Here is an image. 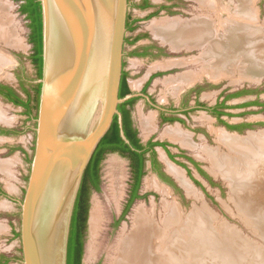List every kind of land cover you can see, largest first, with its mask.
Masks as SVG:
<instances>
[{"label":"rangeland","instance_id":"1","mask_svg":"<svg viewBox=\"0 0 264 264\" xmlns=\"http://www.w3.org/2000/svg\"><path fill=\"white\" fill-rule=\"evenodd\" d=\"M132 1L136 2V0ZM217 1L223 8H226L223 14V19L226 20L231 13L235 14L239 6L238 0ZM152 2L159 3L160 1L152 0ZM20 6L21 3L13 0H0V62H2L0 65L4 72L6 71L4 75L0 76V84L12 86L24 95L21 90V83H24L23 85L34 95L33 90L38 85L39 79L37 70L30 59L32 45L29 42V21L20 12ZM251 6L257 9V25L259 28L264 27V0H254ZM175 12L177 14L173 16L180 21L209 17L214 21L216 28L219 25L218 14L208 10L199 1L179 0ZM129 13L144 20L139 25L138 31L146 30L149 24L158 19L171 16L167 10L163 11L162 15L150 19L144 18V13L135 14L134 10L130 8ZM169 23L168 21L167 24L157 27L159 28L156 31L157 34H163L164 26ZM260 32L257 35L258 38L264 36L262 29ZM134 34L135 32L128 31L127 37L130 39ZM162 37L166 39L164 35ZM148 39L150 38L148 37ZM256 40L258 39H254V41ZM130 51L131 46L125 44L123 69L129 72V84L133 94L136 95H139L143 87L146 86L148 80L145 82L144 80L156 66L157 61L164 64L166 59L174 56L181 63L172 68V71L169 70L171 73L166 74L165 71L163 76L152 80L147 90L148 94H146L148 97L142 98L139 95L133 115L135 124L140 130L141 140L146 142L153 138L155 141L169 143L172 154L178 156L179 162L189 166L193 178L201 186L194 182L185 168L171 161L163 148L158 147L156 149L157 158L160 161L164 177H159L157 169L155 170L148 162L139 191L140 198L122 217L130 197L132 182L130 162L119 154H108L101 165L100 190L92 191L90 197L83 264H109L115 242L123 234L122 231L125 230L129 233L132 229L135 210L143 206L146 212L156 213L157 218L161 219L165 214V201L178 203L182 212L187 215L195 209L194 207H203L207 211L210 228L208 231L214 239L216 238V242L214 241V245L210 243L209 246L205 245L206 242L204 244L196 243L192 253L208 255L211 258L208 260L209 264H218L216 262L219 259L216 257L222 253L232 255V257L237 256L239 260L234 264H264V179L258 181L259 185H255L253 189L255 191L249 190L251 189L249 187L248 194L239 191L238 188L236 190L225 175L214 167L213 162L204 152V149L216 148L217 130L224 129L229 133H238L241 137H247L252 133L264 134V108L257 105H245L253 102L264 103V75L256 80L242 78L241 71L237 69L233 78L213 80L206 76L205 66H213L215 60L212 58L210 60L202 59L201 55L204 50L201 47L181 48L176 50L177 54H171V56L169 50L164 48V52L156 55L157 57L154 59L149 58L150 60H146L143 64L133 63V59L128 55ZM158 53L159 51H156V54ZM3 58L7 59L6 63ZM184 74L195 77V80L192 84L177 91L175 90L177 88L168 79L178 78L179 75L183 76ZM196 87L202 88L199 100L203 104L208 108H214L224 102L225 112L228 116L219 118L205 110H192L196 102L195 93L192 90ZM231 94L240 95L228 99ZM160 109L188 110L189 115L179 113L186 124L161 125ZM0 111L6 118L4 121L0 120V169L3 170H0V190L3 194L0 196V260L5 258L9 260L7 264H21V241L19 237H16V233L20 231L19 201L23 199L27 186L30 162L34 152V129L38 110L33 111L31 115H26L24 109L0 98ZM226 124H246L250 127L242 131H231L226 127ZM145 125L147 128H144ZM169 127H179L188 133L195 147H185L166 137L165 130ZM185 156L194 158L207 177L186 160ZM164 158L184 171V177L190 182L193 190L191 194H188L170 173L167 160ZM150 178H155L166 186L171 191V196L166 195L165 197L157 189L149 187L147 179ZM244 198L247 199L244 200ZM94 209L97 210L99 219L97 229L93 233L90 227V218ZM233 233L243 243L235 245L231 239ZM227 261L225 264H233ZM192 264L199 263L192 262Z\"/></svg>","mask_w":264,"mask_h":264},{"label":"water","instance_id":"2","mask_svg":"<svg viewBox=\"0 0 264 264\" xmlns=\"http://www.w3.org/2000/svg\"><path fill=\"white\" fill-rule=\"evenodd\" d=\"M43 66L35 145L19 201L21 264H68L84 174L118 117L129 0H39Z\"/></svg>","mask_w":264,"mask_h":264},{"label":"bare ground","instance_id":"3","mask_svg":"<svg viewBox=\"0 0 264 264\" xmlns=\"http://www.w3.org/2000/svg\"><path fill=\"white\" fill-rule=\"evenodd\" d=\"M196 1L218 14L219 27L216 28L214 21L209 17L192 21L174 19L164 26L161 35L171 41L176 50L201 47L204 50L202 59L215 60L213 66L206 65V71L204 70L206 76L213 80L233 78L237 69L241 71L242 78L256 80L263 76L264 36L258 38L257 35L261 33V29L264 32V27L259 28L257 25V9L251 6L254 0H238L239 6L235 14L231 13L227 20L223 19L226 8H223L219 1ZM220 30L223 32H219ZM254 39L258 40L254 41ZM6 58L5 60L3 58L5 63ZM180 64L177 61V65ZM5 72L0 65V76ZM179 76L168 79L177 91L195 80V77L190 75ZM5 119L0 111V120ZM144 128H147V125ZM216 134V148L204 149L205 154L236 190L238 188L239 191L248 194L247 189L250 187L249 190L255 191L253 190L255 185H259L260 179H264V134L252 133L247 137H241L238 133H229L224 129L217 130ZM165 136L185 147H195L191 142V136L179 127L167 128ZM167 164L170 173L188 194H191L193 190L190 182L184 177V171L169 161ZM147 184L165 197L171 196V191L157 179H147ZM180 207L176 202L165 201V214L161 219L157 218L156 213L146 212L143 206L138 207L133 216L131 231L129 233L122 231L123 234L115 242L109 264H192V262L209 264L208 260L211 258L208 255L192 253L196 243L206 242L205 245L209 246L210 243L214 245V241L216 242V238L214 239L208 231L210 228L207 211L203 207H194L195 209L187 215ZM98 219L99 215L94 209L90 218L93 233L97 229ZM231 239L235 245L243 243L234 233ZM216 258L219 259L216 262L218 264H225L226 260L234 264L239 260L237 256L232 257L225 253Z\"/></svg>","mask_w":264,"mask_h":264},{"label":"trees","instance_id":"4","mask_svg":"<svg viewBox=\"0 0 264 264\" xmlns=\"http://www.w3.org/2000/svg\"><path fill=\"white\" fill-rule=\"evenodd\" d=\"M15 2L21 3L20 12L26 16L29 21V42L32 45V54H31V62L37 70L38 79L42 77V66H43V44H42V14H41V4L39 0H13ZM128 24V29L132 28ZM24 84V83H23ZM9 89L8 92L5 90ZM23 91L27 93L29 99H23L19 94H17L13 89L0 85V94L5 96L7 101L13 103L16 106H21L25 108L26 115H31V113L35 110H38L39 107V96L41 91V85H37L34 88V95L30 94L31 92L23 86ZM131 94V90L128 87V83L126 80V76L123 74L121 88H120V98H124L127 95ZM240 94H234L229 96L238 97ZM135 99L130 100L124 104L119 106V111L123 114L124 117V131L131 142V145L135 150L125 144L123 139L121 138L120 126L118 122V117H115L112 127L110 128L107 135L103 138L98 148L96 149L90 164L87 167V170L83 177V182L80 188V192L77 198L75 212L73 216L72 229L70 235V243H69V256H68V264H83L84 253H85V240L86 233L88 228V218L90 211V197L92 191L100 190L101 183V165L104 159L108 154L111 153H119L122 157L126 158L130 162V170H131V190L130 197L126 208L123 212L124 217L133 203L140 198L139 191L141 188L142 180L146 174V151L144 150V146L140 143V139L137 138V132L132 129V122L130 118V113L126 109L128 105L134 104ZM248 106H263L264 103L253 102L245 104ZM218 108H225V103H221ZM215 114L219 117L223 116V112H215ZM227 127L234 131H242L245 128L250 127V125H227ZM151 148L155 146H160L163 148H168L167 143H150ZM170 158L175 160V156L169 154ZM153 165L158 170L161 165L157 160L156 153L153 152ZM189 162L193 163L199 172L207 177L204 170L199 168V163L195 162L193 159H188ZM180 166L188 170L189 176L192 177L194 182L201 186V184L192 176L191 170H189L187 164L179 163ZM1 192V191H0ZM20 234L16 233V237H19ZM9 260L1 259L0 264H7Z\"/></svg>","mask_w":264,"mask_h":264},{"label":"flooded vegetation","instance_id":"5","mask_svg":"<svg viewBox=\"0 0 264 264\" xmlns=\"http://www.w3.org/2000/svg\"><path fill=\"white\" fill-rule=\"evenodd\" d=\"M168 1H170L171 3H173V4H170L169 3V5H163V6H161L160 7V10H167V11H169V13L170 14H172V15H175V14H177L175 11L177 10V4L179 3V0H168ZM196 1V0H195ZM131 2V0H129V3ZM150 4H151V2H150V0H141V3H139L138 5L137 4H135V6L134 7H136V8H139V9H142V10H146V9H148V8H151V7H149L150 6ZM133 7V5H131V3H130V8H132ZM130 17V16H129ZM128 24H131V22L129 21V18H128ZM134 25V24H133ZM133 25L131 24L130 26L133 28ZM132 28H130V30L132 29ZM130 30L128 29V31L130 32ZM132 31V30H131ZM142 54V53H141ZM175 66V65H174ZM172 71V70H171ZM164 73H165V71H163V72H158V73H156L155 75H153V76H151V78L148 80V82L146 83V86H144L143 87V89L141 90V93L139 94V95H141V97L142 98H147L148 96L146 95V94H148V87L150 86V84H151V82H152V80L153 79H155L156 77H159V76H163L164 75ZM169 73H171L169 70H167L166 71V74H169ZM123 74L126 76V80H127V83H128V87L130 88V90H131V87H130V84H129V80H128V76H129V72H127L125 69L123 70ZM0 85H4V84H0ZM4 86H7V87H9V88H11V89H13L17 94H19L23 99H25V100H28L29 99V97H28V95H27V93H25L24 91H23V84L21 83V90H22V92L24 93V95H22L21 93H19L14 87H12V86H9V85H4ZM25 87V86H24ZM26 88V87H25ZM27 89V88H26ZM9 91V89H7V90H5V92H8ZM194 93H195V99H196V102H195V107L192 109V110H205V111H207L208 113L209 112H211V114H214L215 116H217L216 114H215V112H223L224 113V115L223 116H228V114H226V112H225V108L223 107V108H218L217 106H215L214 108H208L205 104H203L200 100H199V96H200V94H202V88L201 87H196V88H194L193 90H192ZM30 94H32V93H30ZM33 95V94H32ZM129 95H135L133 98H131V99H129L128 101H130V100H133V99H135L136 101L138 100V97H139V95H136V94H133V92H132V90H131V94H129ZM232 95H234V94H231V95H229V96H232ZM0 98L2 99V100H4V101H6V102H8V103H10L9 101H7V99L5 98V96H3V95H1L0 94ZM153 99V98H152ZM128 101H126V102H128ZM136 101H135V103L134 104H131V105H128L127 107H126V109L129 111V113H130V118H131V122H132V129L133 130H135L136 132H137V138H139L140 139V143L144 146V150L146 151V154H145V157H146V166H147V163L148 162H150L151 163V166L156 170V168H155V166L153 165V161H152V159H153V152L154 153H156V157H157V148L158 147H160V146H155V147H153V148H151L150 147V143H156V142H161V141H155L153 138H151V139H149V140H147L146 142H143L142 140H141V138H140V130H139V128L136 126V124H135V120H134V115H133V110H134V106H135V104H136ZM125 102V103H126ZM147 102V101H146ZM153 102V101H152ZM10 104H12V105H14L13 103H10ZM124 104V103H123ZM14 106H16V105H14ZM16 107H20V108H22V109H24L25 110V108H23V107H21V106H16ZM262 108H264L263 106H261ZM25 112H26V110H25ZM182 113V114H186V115H189V111L188 110H180V111H178V110H176V109H171V110H164V109H160V114H159V119H160V124L161 125H165V124H174V123H180V124H183V125H185L186 124V122L184 121V119L182 118V117H180L179 115V113ZM123 115V114H122ZM223 116H221V117H223ZM219 117V116H218ZM221 117H219V118H221ZM221 123H224V122H222L221 121ZM227 125H229V124H226V127H227ZM123 127H124V117H123ZM169 128H171V127H169ZM173 128H176V127H173ZM228 128V127H227ZM229 129V128H228ZM230 130V129H229ZM232 131V130H231ZM234 131H237V130H234ZM191 139V138H190ZM192 142V141H191ZM161 143H166V142H161ZM169 146H168V148H163V147H161V148H163L165 151H166V154H167V156H168V158L171 160V161H173V162H175L176 164H178L179 165V163H182V162H179L178 160H177V157L178 156H175L174 154H172V152H171V150L169 149L170 148V144L169 143H167ZM193 144V143H192ZM111 154H119V153H111ZM169 154H171V155H173V156H175V160H173V159H171L170 158V156H169ZM193 159L195 162H197L194 158H192V157H190V156H185V159L186 160H188V159ZM157 160H158V158H157ZM166 160V159H165ZM170 160H167V161H169L170 162ZM158 162L160 163V161L158 160ZM171 163V162H170ZM191 163V162H190ZM198 163V162H197ZM185 164V163H184ZM191 164H193V163H191ZM161 165V164H160ZM194 165V164H193ZM180 166V165H179ZM195 166V165H194ZM161 167V166H160ZM182 167V166H181ZM196 167V166H195ZM188 168H189V166H188ZM197 168V167H196ZM199 168L200 169H202L201 168V166H199ZM187 170V169H186ZM189 170H190V168H189ZM198 170V169H197ZM203 170V169H202ZM199 171V170H198ZM187 172H188V170H187ZM192 173V172H191ZM157 174H158V176L159 177H164V174H163V172H162V169L160 168V169H158L157 170ZM188 175H189V173H188ZM1 193V192H0Z\"/></svg>","mask_w":264,"mask_h":264},{"label":"crops","instance_id":"6","mask_svg":"<svg viewBox=\"0 0 264 264\" xmlns=\"http://www.w3.org/2000/svg\"><path fill=\"white\" fill-rule=\"evenodd\" d=\"M159 3H154L152 0H150L151 4L146 10H142L139 8L134 7L135 4L141 3V0H136V2H133L131 0V5H133L132 8L134 10L135 14L144 13V18H153L157 15H162V12L165 10H160L161 6L169 5L166 0H156ZM157 4V5H155ZM161 6H160V5ZM170 14V13H169ZM164 15V14H163ZM168 17H163L161 19H158L154 21L152 24H149L146 30L138 31L139 25L144 22L141 17H136L134 14L129 13V21L133 25V28L130 30V32H135V34L129 39L126 37V45L131 46V51L129 52L130 58H132L133 63H139L143 64L146 62V60L154 59L156 58L160 53L164 52V48L169 50V55L171 54H177L176 48H174L171 41H168L162 37V35L157 34V30L162 25L167 24L168 21H172L173 19H176L172 14ZM176 15V14H175ZM148 37L151 39H148ZM178 50V49H177ZM156 51H159L158 54H156ZM142 53V54H141ZM157 55V56H156ZM150 58V59H149ZM175 64L176 66H172ZM177 67V57H170L166 59L165 63L163 64L161 61H157L156 66L147 74L148 76L144 80L147 81L151 78V76L155 75L158 72L171 70L172 68ZM3 171V170H2ZM1 191V190H0ZM2 192L0 193V196H2ZM7 197V196H5ZM9 198V197H7Z\"/></svg>","mask_w":264,"mask_h":264}]
</instances>
